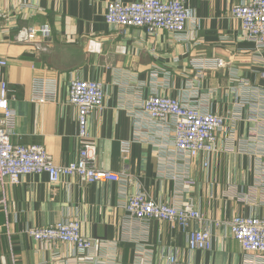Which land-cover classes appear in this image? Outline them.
<instances>
[{"label": "crops", "instance_id": "crops-1", "mask_svg": "<svg viewBox=\"0 0 264 264\" xmlns=\"http://www.w3.org/2000/svg\"><path fill=\"white\" fill-rule=\"evenodd\" d=\"M112 1L0 0V61L6 62L0 81L13 97L12 143L40 145L56 165L75 161L77 111L68 103L69 82L98 81L104 107L88 117L96 166L129 175L94 184L63 177L56 185L44 174L26 175L19 185L0 188V264H157L169 255L189 264H264L261 255L242 251L227 225L234 216L264 217V48L244 39L231 16L247 0H187L193 21L184 42L163 30L106 24ZM41 24L50 26V37L16 41L20 29ZM216 59L225 65L215 68ZM34 77L56 82V102L32 101ZM154 93L225 117L215 152L178 155L171 130L158 131L141 113ZM140 192L158 203L193 205L204 220L189 228L209 231L211 249L190 251L177 227L129 217L125 203ZM68 221L80 223L94 242L91 250L43 245L24 233Z\"/></svg>", "mask_w": 264, "mask_h": 264}, {"label": "built area", "instance_id": "built-area-1", "mask_svg": "<svg viewBox=\"0 0 264 264\" xmlns=\"http://www.w3.org/2000/svg\"><path fill=\"white\" fill-rule=\"evenodd\" d=\"M11 1L24 3L26 0ZM231 16L240 22L244 39L253 42L257 49H263L264 0L242 1L232 7ZM104 21L120 29H144L148 34L163 30L171 34L176 41L184 42L188 40L187 24L193 19L187 7V0H142L129 4L115 0L107 4ZM50 35V26L41 24L20 29L16 41L36 43ZM224 65L221 59L213 62L215 68ZM0 66H6V62L0 61ZM56 88L54 80L34 77L31 99L36 104L54 103L57 100ZM104 97L103 85L98 81L72 79L69 82L68 103L77 111L78 156L75 161L56 165L44 147L12 143L11 132L15 124V114L10 101L13 97L10 96L7 83L0 81V188L19 185L23 176L41 174L47 177L51 185L58 184L63 177H76L87 184L127 181L129 175L125 172L112 173L96 166L97 146L88 134V117L93 111L103 109ZM141 113L158 131L171 130L173 145L178 155L183 158L215 152L216 137L226 125V119L221 115L156 93L143 101ZM122 150L128 151L129 146L123 145ZM1 206H5L3 198H0ZM125 209L129 217L138 222H166L185 232L190 251H209L212 247L209 231L189 228L192 222L201 223L204 220L202 214L191 204L179 206L158 203L140 192L128 197ZM219 225L216 223L215 227ZM227 225L231 236L244 253L259 254L264 261V217L234 216ZM24 233L43 245L68 244L82 252L91 250L94 244L84 238L78 221L27 228ZM157 264L189 263L180 260L176 255H169L164 262Z\"/></svg>", "mask_w": 264, "mask_h": 264}]
</instances>
